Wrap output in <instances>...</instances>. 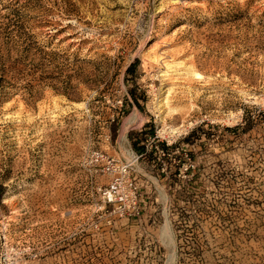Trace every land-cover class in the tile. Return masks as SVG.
I'll return each mask as SVG.
<instances>
[{
	"label": "rangeland",
	"instance_id": "rangeland-1",
	"mask_svg": "<svg viewBox=\"0 0 264 264\" xmlns=\"http://www.w3.org/2000/svg\"><path fill=\"white\" fill-rule=\"evenodd\" d=\"M0 48V264H264V0H0Z\"/></svg>",
	"mask_w": 264,
	"mask_h": 264
},
{
	"label": "built area",
	"instance_id": "built-area-1",
	"mask_svg": "<svg viewBox=\"0 0 264 264\" xmlns=\"http://www.w3.org/2000/svg\"><path fill=\"white\" fill-rule=\"evenodd\" d=\"M95 160L104 161L103 171L110 175L109 183L98 189L100 197L104 204L114 206L120 216L126 218L136 217L138 215L137 196L134 187L125 183L127 171L125 167L117 170L100 154L95 155Z\"/></svg>",
	"mask_w": 264,
	"mask_h": 264
},
{
	"label": "trees",
	"instance_id": "trees-1",
	"mask_svg": "<svg viewBox=\"0 0 264 264\" xmlns=\"http://www.w3.org/2000/svg\"><path fill=\"white\" fill-rule=\"evenodd\" d=\"M2 51V49L0 48V52ZM3 65H2V63H1V56H0V72L1 73H3L4 72V70H3V67H2ZM162 147H163V145H162Z\"/></svg>",
	"mask_w": 264,
	"mask_h": 264
},
{
	"label": "bare ground",
	"instance_id": "bare-ground-1",
	"mask_svg": "<svg viewBox=\"0 0 264 264\" xmlns=\"http://www.w3.org/2000/svg\"><path fill=\"white\" fill-rule=\"evenodd\" d=\"M137 115V114H136ZM137 117V116H136ZM131 118V117H130ZM133 118H134V115H133ZM135 119H139V118H135ZM129 121V120H128ZM139 121V120H138ZM140 123V122H139ZM128 124H130V121H129V123Z\"/></svg>",
	"mask_w": 264,
	"mask_h": 264
}]
</instances>
